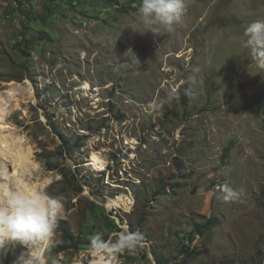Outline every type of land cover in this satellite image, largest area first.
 I'll list each match as a JSON object with an SVG mask.
<instances>
[{"label":"rangeland","instance_id":"obj_1","mask_svg":"<svg viewBox=\"0 0 264 264\" xmlns=\"http://www.w3.org/2000/svg\"><path fill=\"white\" fill-rule=\"evenodd\" d=\"M140 3L0 0V92H18L8 121L34 180L63 198L51 253L91 264V236L138 231L144 248L116 264H156L154 251L168 264H264V72L243 47L264 0H188L172 33L147 31ZM225 185L246 196L225 201ZM27 256L19 246L1 264Z\"/></svg>","mask_w":264,"mask_h":264},{"label":"clouds","instance_id":"obj_2","mask_svg":"<svg viewBox=\"0 0 264 264\" xmlns=\"http://www.w3.org/2000/svg\"><path fill=\"white\" fill-rule=\"evenodd\" d=\"M187 7L188 0H141L138 13L147 31L158 33L159 27L172 33L184 25ZM243 36L246 38L243 47L250 50L252 63L258 73L264 72V18L248 23ZM223 192L227 202H239L246 196L242 187L225 185ZM63 208L62 197L36 186L0 182V252L23 246L28 256L21 258L22 264H59L51 249ZM144 246V238L138 231H121L110 240L103 234H95L90 237L91 264H116L122 255L136 256Z\"/></svg>","mask_w":264,"mask_h":264},{"label":"bare ground","instance_id":"obj_3","mask_svg":"<svg viewBox=\"0 0 264 264\" xmlns=\"http://www.w3.org/2000/svg\"><path fill=\"white\" fill-rule=\"evenodd\" d=\"M17 94L18 92L15 88L0 92V182L15 181L20 184H28L45 190L46 186L51 182V179H46L42 183L34 180L33 174L38 166L34 161L33 150L31 147L26 146L25 136L19 135L17 133V127L8 121L12 112L10 101ZM92 160L95 169L102 170L105 168L102 154L95 153ZM124 204L125 201L120 196L111 200L109 206L117 208ZM5 254L0 252V264L4 260ZM19 263L21 262L19 261Z\"/></svg>","mask_w":264,"mask_h":264},{"label":"trees","instance_id":"obj_4","mask_svg":"<svg viewBox=\"0 0 264 264\" xmlns=\"http://www.w3.org/2000/svg\"><path fill=\"white\" fill-rule=\"evenodd\" d=\"M62 139H63V142H64V146L69 147V149L71 150L73 148V146H74V143L72 144V142H73L72 139L71 138H67L65 136H62ZM80 147H81V145L78 144L77 148H80ZM213 221L214 220L209 219L207 223L197 225L196 231H198V232H200L202 234L203 233V229L205 227H208L207 224H211ZM182 233L185 235V238H187V239H194V235L196 234L195 228L191 232L183 231ZM64 237L66 239L71 238L70 233H69L68 230L64 231ZM154 255L156 257V264H168L169 263V260L167 258H165L163 255H160L158 252L154 251Z\"/></svg>","mask_w":264,"mask_h":264}]
</instances>
